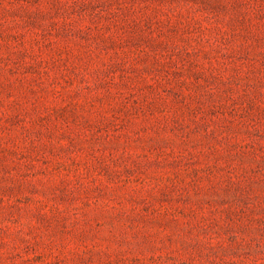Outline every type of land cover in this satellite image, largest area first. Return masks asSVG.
<instances>
[{
	"label": "rangeland",
	"instance_id": "obj_1",
	"mask_svg": "<svg viewBox=\"0 0 264 264\" xmlns=\"http://www.w3.org/2000/svg\"><path fill=\"white\" fill-rule=\"evenodd\" d=\"M0 264H264V0H0Z\"/></svg>",
	"mask_w": 264,
	"mask_h": 264
}]
</instances>
